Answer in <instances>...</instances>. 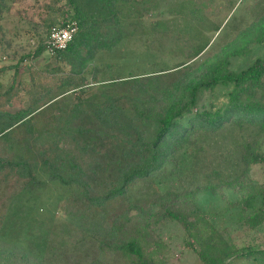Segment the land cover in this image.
Returning <instances> with one entry per match:
<instances>
[{"label": "trees", "instance_id": "trees-1", "mask_svg": "<svg viewBox=\"0 0 264 264\" xmlns=\"http://www.w3.org/2000/svg\"><path fill=\"white\" fill-rule=\"evenodd\" d=\"M52 4L49 7L55 17L48 22L45 39L52 26L69 19L78 22L79 30L65 50L56 52V66L48 69L54 75L44 73L46 77L39 81L33 77L31 85L22 87L13 80L0 93V138L19 134L23 151L0 156V171L15 167L33 183H40L39 178L45 176L75 189L67 202L74 200L99 211L125 198L139 181L152 185L168 162L186 154L197 182L191 189L152 185L154 213L143 212L130 201V211L110 223L107 235L117 238L118 244L114 248L109 243L108 248L118 249L134 264H160L154 254L161 257L162 253L150 237L155 220L166 219L181 225L185 246L204 264L264 260V249L238 247L224 237L218 227L221 216L206 211L198 200L203 192L220 195L226 188L232 189L245 194L228 203L227 209L234 211L231 215L238 211L237 215L253 226L264 214V189H255L251 177L252 167L264 164V148L259 143L260 137L264 138V58L240 71L231 68L234 58L248 55L253 45H264V11L247 23L215 60L198 61L210 44L202 40L184 47L180 62L158 71L104 79L101 76L112 71L113 64L94 62L132 36L128 19L134 12L139 18L143 12L150 13L147 1L57 0ZM45 51L42 39L30 55L38 57ZM18 67H1L0 73L11 68L17 73ZM219 87L227 89L225 100L208 105L201 102ZM73 92L76 94L58 121L56 139L50 141L35 117ZM16 104L19 108L11 111ZM235 135L238 142H225ZM67 141L80 156L67 147ZM100 169L107 176L103 190L94 193L93 177ZM100 248L106 250L103 245ZM30 263L27 254L18 252L8 261Z\"/></svg>", "mask_w": 264, "mask_h": 264}, {"label": "rangeland", "instance_id": "rangeland-1", "mask_svg": "<svg viewBox=\"0 0 264 264\" xmlns=\"http://www.w3.org/2000/svg\"><path fill=\"white\" fill-rule=\"evenodd\" d=\"M56 1L0 0V7H3L0 11V68L19 66L17 73L13 68L0 73V93L6 91L13 80L22 87L24 84L31 85L33 77L39 81L46 77L44 73L49 77L50 74L54 75L48 69L56 66L55 54L50 55L45 51L34 58L30 54L36 51L42 39L46 40L48 22L55 17L49 6ZM146 1L151 12H143L140 18L134 12L128 19L132 36L123 40L115 51L100 54L94 62L113 64V70H106L101 78L158 71L162 66L180 62L184 56L183 48L202 40L210 44L198 61L215 60L222 49L234 41L237 33L264 11V0ZM217 26L221 27L219 31H216ZM257 58H264V45H253L248 55L234 58L231 68L240 71ZM87 77L90 82L89 73ZM226 92L225 87H219L215 94H208L201 102L207 105L211 101L222 102L226 99ZM75 94L73 92L60 98L52 107L36 115V123L44 128L48 140L55 141L58 121ZM22 96L27 97L26 93H22ZM18 108L19 104H16L11 111ZM18 136L11 133L0 138L1 157L23 152ZM232 140L238 142V135L228 137L225 142ZM259 143L264 148V138L260 137ZM66 144L80 156L71 141ZM87 162L91 163V160ZM92 165L97 166L94 162ZM87 170L93 176V172ZM104 176L107 173L103 174L100 169L93 177L94 193L103 190ZM251 177L255 189H264V164L253 166ZM39 181L33 183L22 170L15 167L0 171V264H8L14 252L27 254L30 264H91L93 261L134 264L118 249L114 251L108 248L109 243L114 248L118 244L117 238L107 235L111 231L110 223L130 211V201L143 212L154 213L156 208L150 204L152 185L161 189H191L197 178L189 156H177L156 176L155 183L151 185L139 181L125 198L99 211L94 207L77 205L74 200L67 202L75 194V189L49 181L45 176H41ZM254 188L248 190L253 191ZM244 194L226 188L220 195L203 192L198 195V200L206 211L221 216L218 218L219 231L232 244L264 249V214L252 226L237 215L238 211L231 215L234 211L227 209L230 201L236 202ZM152 228L150 238L162 253L161 257L154 254L158 263L204 264L195 252L185 246V234L180 224L156 219ZM100 245L106 250L101 249ZM233 264H264V260H236Z\"/></svg>", "mask_w": 264, "mask_h": 264}, {"label": "built area", "instance_id": "built-area-1", "mask_svg": "<svg viewBox=\"0 0 264 264\" xmlns=\"http://www.w3.org/2000/svg\"><path fill=\"white\" fill-rule=\"evenodd\" d=\"M78 30L79 24L74 19H69L64 24L52 26L45 40L47 52L54 55L57 51L65 50Z\"/></svg>", "mask_w": 264, "mask_h": 264}]
</instances>
